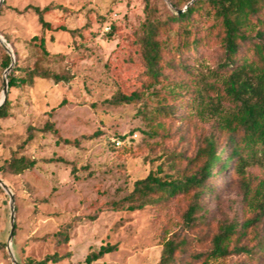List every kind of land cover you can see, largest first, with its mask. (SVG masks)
<instances>
[{"label":"rangeland","instance_id":"1","mask_svg":"<svg viewBox=\"0 0 264 264\" xmlns=\"http://www.w3.org/2000/svg\"><path fill=\"white\" fill-rule=\"evenodd\" d=\"M48 5L60 8L45 20L68 32L42 30L37 17L26 11L27 6ZM148 8L161 19L177 10L170 0H4L0 6V36L14 56L8 76L20 77L39 65L63 79L34 78L31 85L8 91L10 116L0 120V179L13 200L0 187V243L5 246L0 264H12L6 250L11 205L15 229L10 248L17 264L28 259L38 263L54 253L62 256L55 264H88L87 256L105 245L116 249L90 264H157L164 243L173 236L188 241L187 252L175 264H190L189 254L209 250L213 236L229 224L244 232L231 237L229 254L191 264H264L258 245L264 237V213L255 207L264 164L247 167L242 176L228 169L211 177L201 201L202 218L191 229L183 222L187 203L181 197L136 211L113 206L133 190L136 180L150 173L181 172L203 139L216 134L219 119L215 109L190 102L193 94H169L186 86L219 85L217 49L185 53L181 59L189 67L166 71L167 80L139 100L119 106L109 102L117 87L125 93L134 87L139 62L134 32ZM33 37L44 38L46 54L31 42ZM171 47L167 43L168 51ZM3 52L0 44V99ZM159 103L176 109L171 119L161 120L158 135L151 136L145 111ZM166 122L171 127L163 131ZM12 156L35 160V167L21 175L2 172ZM58 158L62 162L54 161ZM66 225L71 226L70 241L58 245L55 234ZM240 247L250 254L239 252Z\"/></svg>","mask_w":264,"mask_h":264},{"label":"trees","instance_id":"2","mask_svg":"<svg viewBox=\"0 0 264 264\" xmlns=\"http://www.w3.org/2000/svg\"><path fill=\"white\" fill-rule=\"evenodd\" d=\"M170 2L177 10H182L189 4L183 12L167 13L163 19L156 17L151 9H146L144 22L139 30L134 32L137 41L135 48L139 58L138 73L132 82L134 87L128 93L117 87L109 102L119 106L139 100L145 91L148 92L167 80L166 71L176 68L186 70L189 67L181 59L185 53L217 49L220 54L215 77L220 82L219 85L204 83L199 89L191 85L193 88L186 86V90L182 92L174 93L172 89L169 92L171 98L193 94L190 102H196L200 109L202 107L215 109L213 113L219 117L215 126L216 134L203 139L181 172L174 175L150 173L145 178L136 180L133 190L113 206L117 210L136 211L181 197L187 203L183 222L186 228L191 229L202 218L201 201L210 190L208 181L211 177L228 169L242 176L247 167L264 164V0H184L182 3L170 0ZM55 8L60 7L27 6L26 11L37 17L42 30L68 32L62 26L53 28L45 20V16ZM208 20H212V23L203 28ZM31 42L44 54L47 53L44 38L33 37ZM167 43L171 44V51L167 50ZM10 63V56L3 52L1 59L3 70H6ZM34 78L49 79L55 83L63 80L62 75L35 65L32 69H26L20 77L9 75L8 91L21 85H31ZM156 93L157 91H154V94ZM209 93L212 97L208 96ZM174 109L176 108L172 105L159 103L151 111H145L151 136L158 135L159 127H163L161 120L171 119L174 116ZM9 116L10 101L6 99L0 106V120ZM170 127V123L166 122L163 131ZM47 128L52 130L50 125ZM221 138L223 145H220ZM54 161L62 162V159ZM35 164L36 161L28 157L12 156L1 170L11 175H21L32 170ZM248 193L249 188L245 185V198ZM257 194L259 197L255 207L259 214H262L264 180ZM254 221L256 218L244 221L242 229L250 227ZM70 227L66 225L55 234L58 245L69 243ZM238 233L244 232L241 229L237 230L236 225L222 226L213 236L209 250L189 254L190 264L225 258L230 252L228 244L231 237ZM258 245L260 250H264V237ZM4 247L0 243V250ZM115 249V246H102L97 253L87 256L86 263L90 264ZM187 250V239L173 236L164 243L157 264H175L178 255L186 253ZM238 250L250 254V250L245 247ZM61 260L62 256L54 253L38 263L28 259L26 264H55Z\"/></svg>","mask_w":264,"mask_h":264},{"label":"water","instance_id":"3","mask_svg":"<svg viewBox=\"0 0 264 264\" xmlns=\"http://www.w3.org/2000/svg\"><path fill=\"white\" fill-rule=\"evenodd\" d=\"M3 1L4 0H0V6L2 5ZM186 8H187V5L182 10H176V13L183 12ZM0 44L4 47L5 51L10 56V60H11V63L9 65V67L4 71V75H3V78H2V98L0 99V106H2L5 103V101L7 99V95H8L7 76H8L9 72L11 71V69H12V67L14 65V56H13L11 50L9 49L8 45L6 44L5 40L1 36H0ZM0 187L8 194V196L10 198V201L12 202L13 195H12L10 189L7 187V185L1 179H0ZM10 210H11V214H10V233H9L8 242H7V245H6V250H7V253L9 255V258H10L12 264H17V262H16V260L14 258V255H13V253L11 251V248H10L11 238L13 236L14 229H15L12 205L10 206Z\"/></svg>","mask_w":264,"mask_h":264},{"label":"built area","instance_id":"4","mask_svg":"<svg viewBox=\"0 0 264 264\" xmlns=\"http://www.w3.org/2000/svg\"><path fill=\"white\" fill-rule=\"evenodd\" d=\"M119 144V143H118Z\"/></svg>","mask_w":264,"mask_h":264}]
</instances>
